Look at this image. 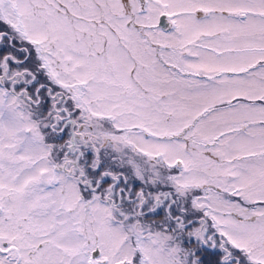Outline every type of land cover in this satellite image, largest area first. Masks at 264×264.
Returning <instances> with one entry per match:
<instances>
[{"label": "snow or ice", "instance_id": "obj_1", "mask_svg": "<svg viewBox=\"0 0 264 264\" xmlns=\"http://www.w3.org/2000/svg\"><path fill=\"white\" fill-rule=\"evenodd\" d=\"M0 264H264V0H0Z\"/></svg>", "mask_w": 264, "mask_h": 264}]
</instances>
